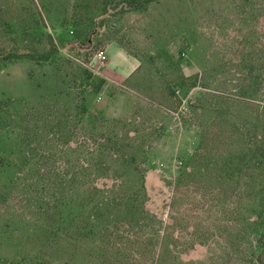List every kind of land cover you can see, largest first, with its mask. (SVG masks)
Listing matches in <instances>:
<instances>
[{"label": "rangeland", "instance_id": "obj_1", "mask_svg": "<svg viewBox=\"0 0 264 264\" xmlns=\"http://www.w3.org/2000/svg\"><path fill=\"white\" fill-rule=\"evenodd\" d=\"M0 264H264V0H0Z\"/></svg>", "mask_w": 264, "mask_h": 264}, {"label": "trees", "instance_id": "obj_2", "mask_svg": "<svg viewBox=\"0 0 264 264\" xmlns=\"http://www.w3.org/2000/svg\"><path fill=\"white\" fill-rule=\"evenodd\" d=\"M40 32H41V29L39 27H35V28L32 27V30L29 29V30L25 31L24 33H25V35L26 34H29V35L33 34L35 36H39ZM15 57H18V54L16 52H7L3 61H4V63H7V61L9 62V61H11L10 59H13Z\"/></svg>", "mask_w": 264, "mask_h": 264}, {"label": "built area", "instance_id": "obj_3", "mask_svg": "<svg viewBox=\"0 0 264 264\" xmlns=\"http://www.w3.org/2000/svg\"><path fill=\"white\" fill-rule=\"evenodd\" d=\"M97 57L101 60H105L107 58V54L104 50H99L97 52Z\"/></svg>", "mask_w": 264, "mask_h": 264}]
</instances>
